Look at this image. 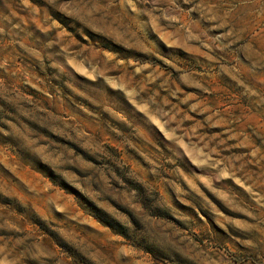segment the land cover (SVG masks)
Returning a JSON list of instances; mask_svg holds the SVG:
<instances>
[{
	"label": "rangeland",
	"instance_id": "rangeland-1",
	"mask_svg": "<svg viewBox=\"0 0 264 264\" xmlns=\"http://www.w3.org/2000/svg\"><path fill=\"white\" fill-rule=\"evenodd\" d=\"M0 264H264V0H0Z\"/></svg>",
	"mask_w": 264,
	"mask_h": 264
}]
</instances>
